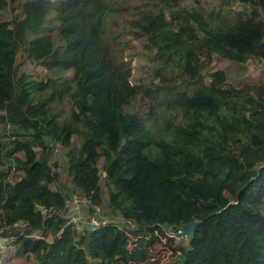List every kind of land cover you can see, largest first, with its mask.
Wrapping results in <instances>:
<instances>
[{
  "label": "trees",
  "instance_id": "16d2710c",
  "mask_svg": "<svg viewBox=\"0 0 264 264\" xmlns=\"http://www.w3.org/2000/svg\"><path fill=\"white\" fill-rule=\"evenodd\" d=\"M20 53L45 74H18ZM255 56L264 0H0V237L14 256L264 264V83L209 70ZM136 97L145 118L122 113ZM71 196L123 222L78 231Z\"/></svg>",
  "mask_w": 264,
  "mask_h": 264
},
{
  "label": "rangeland",
  "instance_id": "374dc122",
  "mask_svg": "<svg viewBox=\"0 0 264 264\" xmlns=\"http://www.w3.org/2000/svg\"><path fill=\"white\" fill-rule=\"evenodd\" d=\"M237 7V4H233V9ZM54 17L55 16L53 14L50 16L52 23L54 22ZM135 65V58H133L131 61V66H134L132 73L139 71V68ZM16 69L18 74L24 72L33 75L35 78H39L40 76L45 74V70L43 68L32 64L21 53L18 55L16 60ZM209 70L224 71L226 74L227 82L233 86L249 85L250 87L255 88L259 87L264 83V58L260 56L250 57L244 63H238L218 58L213 61ZM147 107V101H145L141 97H136L129 106L124 107L122 109V113L138 114L145 118L148 110ZM63 113L64 115H67V107L64 108ZM162 127L163 123H155V128L158 131H161ZM50 163L51 165H53L54 163H63V154L59 149L55 151L54 157L50 160ZM13 180H17V177L14 176ZM70 189L73 190L74 186H71ZM75 201L77 202V204H75ZM83 201L84 199L81 196H71L66 203L67 209L72 210L70 213L67 212L66 218H69V221L73 223L74 227L78 231L82 232L92 225L91 217L93 215L94 218L96 217V220L102 221L104 223L108 221L123 222L121 219L113 217L112 215L108 214L105 210H102L100 208L99 212H94V210L91 209L87 205V203ZM166 231L169 232L168 229H166ZM183 231L184 230H181L179 233H183ZM170 236L174 238L176 243L186 247V244L189 240V236L179 239H177V234H170ZM169 253H171V251ZM0 256V264H34L31 258L17 259L14 256V250L13 247L10 246L9 240L3 237H0Z\"/></svg>",
  "mask_w": 264,
  "mask_h": 264
},
{
  "label": "built area",
  "instance_id": "2783aa9c",
  "mask_svg": "<svg viewBox=\"0 0 264 264\" xmlns=\"http://www.w3.org/2000/svg\"><path fill=\"white\" fill-rule=\"evenodd\" d=\"M13 171H14L13 166H11V173H12ZM74 189H75V187H74ZM83 202H86L87 205H88L91 209L94 210V212H95V211H96V212H99V208H94V207H92L88 201H85V200H84ZM75 204H77L76 201H75ZM71 211H72L71 209H67V211H66V215H67V212L70 213ZM95 218H96V217H95ZM95 218H94V215L91 217L92 225H91L88 229L93 230V229L99 227L100 224H103V223H104V222H102V221H98V220H96ZM67 219H68V222L71 223V222L69 221V218H67ZM71 224H73V223H71ZM124 224H125V226H126L127 228H129V229L132 228V227L134 226V223L131 222V221H126Z\"/></svg>",
  "mask_w": 264,
  "mask_h": 264
},
{
  "label": "water",
  "instance_id": "95a60500",
  "mask_svg": "<svg viewBox=\"0 0 264 264\" xmlns=\"http://www.w3.org/2000/svg\"><path fill=\"white\" fill-rule=\"evenodd\" d=\"M40 211H42V209H40ZM195 226H196V222L195 221L191 222L188 226L185 227L183 233L177 234V239L190 236Z\"/></svg>",
  "mask_w": 264,
  "mask_h": 264
}]
</instances>
